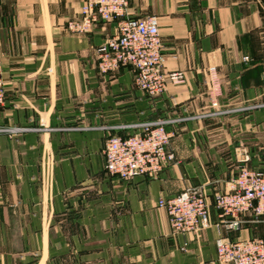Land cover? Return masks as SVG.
Here are the masks:
<instances>
[{"label":"crops","instance_id":"0c3cea01","mask_svg":"<svg viewBox=\"0 0 264 264\" xmlns=\"http://www.w3.org/2000/svg\"><path fill=\"white\" fill-rule=\"evenodd\" d=\"M83 2L0 0V125L28 129L0 136V264H220L219 238H264L218 225L214 206L210 228L174 235L158 205L187 188L211 204L243 150H264V0H131L126 16L158 17L164 70L183 77L157 98L130 66L100 73L118 20L71 33ZM157 119L175 161L155 179L110 175L108 138Z\"/></svg>","mask_w":264,"mask_h":264},{"label":"built area","instance_id":"2783aa9c","mask_svg":"<svg viewBox=\"0 0 264 264\" xmlns=\"http://www.w3.org/2000/svg\"><path fill=\"white\" fill-rule=\"evenodd\" d=\"M130 1L84 0L80 16L68 21L67 29L76 35H86L100 22L118 20L116 34L97 50L98 70L109 74L130 66L137 89L149 98H157L167 91L170 83L178 84L183 77L180 73L164 70L158 17H127ZM5 100L6 89L0 72V105ZM171 122L165 119L146 121L132 126L139 129L136 134L110 136L103 153L106 171L122 181L137 177L158 178L175 161L169 150L173 134L166 128ZM26 131V128L0 125V136L15 137ZM249 161V155L244 154L239 172L226 183L224 191L214 194L211 204L202 188H187L171 199H160L158 205L167 211L172 233L192 235L210 228L211 206L219 211L218 225L231 230L240 229L245 217H263L264 159L258 169L251 168L247 164ZM216 247L220 264H264V238L235 241L219 238Z\"/></svg>","mask_w":264,"mask_h":264},{"label":"rangeland","instance_id":"374dc122","mask_svg":"<svg viewBox=\"0 0 264 264\" xmlns=\"http://www.w3.org/2000/svg\"><path fill=\"white\" fill-rule=\"evenodd\" d=\"M215 118L222 119L223 117L218 116ZM4 126H6V125H4ZM251 153L253 154L254 159H256L259 163L264 159V150L263 149H257L254 151L253 150L252 151L243 150V157H244V154H248L250 156ZM46 173H47V171H46ZM242 223L244 224V226L250 225L249 227H251L252 230L251 231L249 230V232L256 233L253 235H256L257 237H264V216L263 217L248 216V217H245L242 219ZM249 236H251V233Z\"/></svg>","mask_w":264,"mask_h":264}]
</instances>
